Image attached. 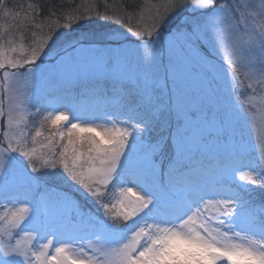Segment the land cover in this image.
<instances>
[{
	"label": "snow or ice",
	"instance_id": "1",
	"mask_svg": "<svg viewBox=\"0 0 264 264\" xmlns=\"http://www.w3.org/2000/svg\"><path fill=\"white\" fill-rule=\"evenodd\" d=\"M27 7L32 15L21 20L0 0V20L14 21L0 23V264H21L18 257L25 264L264 262V199L248 198L249 189H264V134L253 145L260 153L259 171L248 176L255 187L227 186L249 150L238 124L257 120L236 89L264 93V0L219 7L216 0H166L164 12L136 30L137 15L144 20L139 4L111 16L105 5L95 18L94 5H82L87 13L53 21L46 33L37 6ZM186 7L201 18L166 30ZM99 19L127 24L136 39L111 24L84 27ZM25 25L38 32L17 59L25 50L12 33ZM25 104L37 106L33 123L43 116L34 130L18 116ZM65 110L86 126L58 128L68 121ZM165 114L176 120L166 167L157 161L163 139L151 141ZM109 119L110 128L94 126ZM49 120L54 130L45 133ZM209 128L228 135L223 150L206 139ZM114 189L119 197L110 199ZM89 201L95 212L85 208ZM37 239L47 242L34 250Z\"/></svg>",
	"mask_w": 264,
	"mask_h": 264
},
{
	"label": "rangeland",
	"instance_id": "2",
	"mask_svg": "<svg viewBox=\"0 0 264 264\" xmlns=\"http://www.w3.org/2000/svg\"><path fill=\"white\" fill-rule=\"evenodd\" d=\"M166 2V0H102L101 1V6H97V3L95 1H92L91 4L94 5V7L92 8L91 15H93V17L95 18V12L99 11L101 13L105 12V5H108L109 7L107 8V14L108 15H123L125 12L129 11V8L127 7L128 5H134V4H139L140 5V9H139V13L143 15L144 20L140 19V15L138 14L136 17V20L133 21V30H136V26L137 24H143L144 27H147V23L145 21H148L150 19V17L157 11V9L163 13L164 9L162 7V5ZM249 3L251 4H255V5H259L260 0H216V6L219 7V5L221 3H227V4H236V3ZM190 3V0H189ZM90 3H88L87 5H89ZM116 4L122 5L121 10L120 8L116 7ZM125 5V6H124ZM124 6V7H123ZM8 7L16 12H19L17 8H13L12 6ZM29 12L31 13V10L28 9ZM37 12V10H36ZM81 12H88V8H84L83 10H81ZM20 16H21V20L23 19V17L26 15V13H22L19 12ZM29 13V14H30ZM186 17H195L197 19L201 18L199 13H195L193 12V10L190 7H186V9L180 13H178L176 16H174L168 24L165 25V29L169 30V28H173L175 27L177 24H179L181 22V20H183ZM41 19H37L36 18V22L37 23H43V21H40ZM53 21H57L59 22L61 25L64 23H67L69 20H65V19H61L59 20H55V19H48V22H44V28L43 31L46 33L48 31V27L49 25H51V27L55 28L56 25L54 23H52ZM0 23H5L6 27L10 24H13L14 21L11 20H0ZM103 24H111L113 25L114 28L120 29L121 32L127 33V35L129 37H131V33L128 32V26L127 24L125 25H120V24H115V22L113 20H103V19H99L98 22L96 24L93 25H85L84 27H100ZM65 31H70V29H65ZM79 31V30H78ZM33 32H38L37 29H35L34 27H30L25 25L23 28V31H14L12 33V37L16 40L17 45L23 44L24 47V52L23 53H16V57L17 59L21 58L23 55L27 54V52L30 50V45L32 44V36H33ZM26 33V34H25ZM37 38H39V34L37 35ZM125 39L124 36H120L119 40L123 41ZM135 37H131V40H135ZM108 43L112 46V47H116L117 46V41L114 40H109ZM126 46L128 47H134V44H127ZM217 62L222 64L223 67L225 69H227V64L224 62L223 60V56H219L216 58ZM164 64H167V61H164ZM248 69L242 70V71H246ZM161 74L163 75V67L161 68ZM244 77L241 76V79H243ZM3 77H2V72H0V81H2ZM231 79V77L229 76V80ZM21 88L23 87L22 82L19 85ZM171 87L170 83H169V88ZM78 89V88H77ZM76 91L79 92L80 89H78ZM157 96L162 95V90H157L156 92ZM236 95L239 97L240 101H249L252 105L251 107V111L255 112L257 115V120L255 123V127H253L252 123L250 122V118L248 117H243L241 119V121L238 124V132L243 134V138L245 139V141L249 144V150L247 152V154L245 155V157L243 158L241 164L237 165V167L240 168L239 171H236L234 175H230L227 178V186L230 187L233 191H237L239 190L240 186H248L249 188L251 187H255V185H253L251 183V181L248 179L249 175H252L253 177H255V173H253L251 171L252 168H256L257 171H259V165H260V153L258 150H255L253 148V145H255L257 143V136L264 134V93L258 92L257 94L254 95H250V90H245V89H236ZM246 107L248 106L247 104L245 105ZM35 112H37V107L35 106L33 108V106L25 104L23 106V110L18 112V116H22L24 118V120L27 121L31 118V115H33ZM60 112H53V111H49L44 113L45 116H55V115H59ZM64 115L68 116V121H60L58 122L57 127L62 129L63 131H67V128L70 127V122H75V123H80L82 124V126H86L84 125L83 120H75L73 119V113L70 111L65 110ZM166 119L165 121H162V127L168 128V124L165 123H171L173 122V124L175 125L176 120L174 115L169 116L168 114H165ZM209 116H211V112H209ZM38 119L43 120V116H40ZM168 121V122H167ZM247 121V122H246ZM40 124V123H39ZM38 124V126H39ZM48 127H45L43 129L44 132L48 133L50 131H53L54 129L51 128L50 126V120L48 122ZM28 126V124H27ZM94 126H100L103 128H110L112 126V121L111 119H109V121L105 122L103 120H97L95 122ZM117 127H120V124H116ZM23 127V125H22ZM2 127H0V139H2ZM175 131H172V133ZM206 139L209 142L212 143H216L218 141L219 146L221 147V150H223V147L226 146L227 142H228V135L226 133L221 134L219 136H217V133L215 131L214 128H209L208 132L205 133ZM39 145H37L38 147ZM174 145H173V141L172 138L170 137L164 151L163 154L158 156V163L162 162L164 164V166H167V163L169 161L170 158H172L174 156ZM167 161V162H166ZM166 162V163H165ZM210 161L206 160V163H208ZM214 162V161H211ZM244 165H249L250 167H246ZM67 187V186H65ZM116 195L119 197V189H114L113 190ZM134 191H137L134 189ZM77 195L81 198V201L83 202V198H84V194L83 193H77ZM248 198L255 201L257 204H259L261 202L262 199H264V189H260V190H252L249 189L248 191ZM90 203V201H89ZM88 202L85 203V208H91L92 212H95V208H93L91 206V203L89 204ZM101 215H103V213L101 212ZM21 236H23V234H21ZM19 238V237H18ZM49 240H52L53 237L50 235L48 236ZM3 241V236L2 234H0V242ZM46 240H41V239H37V241L35 242V248L39 249L42 245V243H46ZM51 251H54V249H51ZM18 259L21 260V264H25L24 258L23 257H18ZM33 264H35V261L33 260ZM221 264H227V261H222Z\"/></svg>",
	"mask_w": 264,
	"mask_h": 264
},
{
	"label": "trees",
	"instance_id": "3",
	"mask_svg": "<svg viewBox=\"0 0 264 264\" xmlns=\"http://www.w3.org/2000/svg\"><path fill=\"white\" fill-rule=\"evenodd\" d=\"M92 1H95L96 3L98 2L97 3L98 7L101 6L102 0H4V3H6L9 6H12L13 8H17L19 12L26 13V15H28V16L32 15V10L30 13L27 5L30 3L36 5L37 6L36 7V10H37L36 18L41 19L40 21L41 22L43 21V24H44V22H48L49 18L59 20V21L62 18L65 20H71L73 15H79L81 10L86 8V7H82V5L86 6L88 3L91 4ZM119 6L122 7V5H119ZM119 6H118V4H116L117 8H120ZM120 10H121V8H120ZM170 29L171 28H169V30ZM105 87L110 88L111 85L106 84ZM34 107L35 106H33V108ZM38 118L39 117H37L35 119V123H33V115H31V118L28 120V123H27L28 129L34 130L35 128L39 127L38 124L40 123L41 119H38ZM162 124L163 123L161 122L159 125H157L154 128V130L151 134V141L153 143H155L157 140L163 139V141H164L163 151H164V149H165V147H166V145H167V143L171 137L172 131L174 130V128L176 126V123H175V125L173 124V122L165 123V124H168V126H169L168 128H165V129L162 127ZM163 151H161L159 155L163 154ZM157 159H158V157H157ZM113 194H115V196L118 197L114 191L108 193L107 195L111 199L113 197ZM112 202L115 203V199H112Z\"/></svg>",
	"mask_w": 264,
	"mask_h": 264
},
{
	"label": "clouds",
	"instance_id": "4",
	"mask_svg": "<svg viewBox=\"0 0 264 264\" xmlns=\"http://www.w3.org/2000/svg\"><path fill=\"white\" fill-rule=\"evenodd\" d=\"M243 264H264V262H261L260 260L257 259L247 258L243 261Z\"/></svg>",
	"mask_w": 264,
	"mask_h": 264
}]
</instances>
